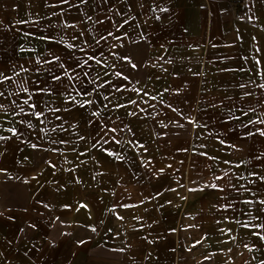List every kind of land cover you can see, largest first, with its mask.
I'll return each mask as SVG.
<instances>
[{
	"label": "crops",
	"instance_id": "crops-1",
	"mask_svg": "<svg viewBox=\"0 0 264 264\" xmlns=\"http://www.w3.org/2000/svg\"><path fill=\"white\" fill-rule=\"evenodd\" d=\"M0 93V264H264V0H0Z\"/></svg>",
	"mask_w": 264,
	"mask_h": 264
},
{
	"label": "snow or ice",
	"instance_id": "snow-or-ice-1",
	"mask_svg": "<svg viewBox=\"0 0 264 264\" xmlns=\"http://www.w3.org/2000/svg\"><path fill=\"white\" fill-rule=\"evenodd\" d=\"M0 95H2V93H0ZM25 103H27V101H25ZM39 115V114H38ZM0 139H2V137H0ZM219 179V178H218ZM213 187H216V185H212ZM262 203H264V202H262ZM262 238H264V237H262Z\"/></svg>",
	"mask_w": 264,
	"mask_h": 264
},
{
	"label": "trees",
	"instance_id": "trees-1",
	"mask_svg": "<svg viewBox=\"0 0 264 264\" xmlns=\"http://www.w3.org/2000/svg\"><path fill=\"white\" fill-rule=\"evenodd\" d=\"M240 1V0H239Z\"/></svg>",
	"mask_w": 264,
	"mask_h": 264
}]
</instances>
